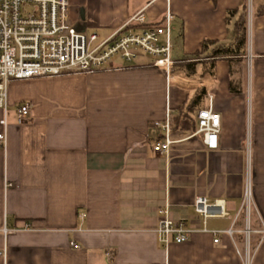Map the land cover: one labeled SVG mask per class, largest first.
I'll return each mask as SVG.
<instances>
[{"label":"crops","instance_id":"1","mask_svg":"<svg viewBox=\"0 0 264 264\" xmlns=\"http://www.w3.org/2000/svg\"><path fill=\"white\" fill-rule=\"evenodd\" d=\"M68 1L72 25L99 38L137 13L156 26L169 12L173 65L166 74L139 56L91 73L10 81L0 264H244L246 249L249 264H264V240L252 232L246 244L245 215H237L249 177L248 222L264 226V14L256 13L263 0L246 10L245 55L217 60L213 75L200 61L186 71L181 60L204 40L230 42L246 0ZM23 102L30 111L19 123ZM209 104L220 117L212 150L196 133V113ZM166 116L168 155L152 148L163 138L154 122ZM197 196L225 201L228 216L207 220V228L233 222L237 231L219 234L217 243L204 232L183 243L159 241L154 230L165 204L171 219L202 225L192 207Z\"/></svg>","mask_w":264,"mask_h":264},{"label":"built area","instance_id":"2","mask_svg":"<svg viewBox=\"0 0 264 264\" xmlns=\"http://www.w3.org/2000/svg\"><path fill=\"white\" fill-rule=\"evenodd\" d=\"M254 0H246V10L250 12ZM264 4V0H263ZM171 15L166 13L161 25H147L143 13H137L110 35L99 38L96 33L78 31L69 19L68 0H0V147L5 149L7 123L5 114L8 107V85L11 80L33 77L59 76L68 73H91L108 68L114 59L130 64L139 56L150 59L155 67L169 74L173 65L170 40ZM30 106L23 102L16 107L19 123L27 120ZM163 131V138L154 141L152 148L158 154L168 155L169 119L154 122ZM196 133L207 149H216L220 130V117L208 107L196 113ZM11 183L6 182L5 186ZM251 205L249 177L246 178L243 196L237 215H245L242 232L246 244L249 235L256 232L260 241L264 240V226L253 229L248 222ZM194 213L201 219V226L189 219L173 220L168 217L169 205L159 209V221L154 232L163 244L183 243L195 232L210 233L213 242H218L219 234L232 236L237 230L232 224L226 229H209V219L228 216L224 199L209 200L197 196L192 202ZM236 215V216H237ZM234 221V220H233ZM6 233V229H3ZM78 248L77 244H72ZM248 248V247H247ZM239 253V251H238ZM243 256L244 264H249V250Z\"/></svg>","mask_w":264,"mask_h":264},{"label":"trees","instance_id":"3","mask_svg":"<svg viewBox=\"0 0 264 264\" xmlns=\"http://www.w3.org/2000/svg\"><path fill=\"white\" fill-rule=\"evenodd\" d=\"M232 13V11H228ZM257 14H264V4L257 7ZM246 4L243 5L239 16L235 22L233 37L230 42H218L216 40H204L200 50L195 52L192 59L184 58L181 60L185 70L193 69V66L198 61L205 63L208 66V71L211 75L214 74L215 62L219 59H224L231 64L235 59H240L245 55V47L247 40L246 33ZM191 68V69H190ZM199 96L193 97L185 106V109L191 110Z\"/></svg>","mask_w":264,"mask_h":264},{"label":"rangeland","instance_id":"4","mask_svg":"<svg viewBox=\"0 0 264 264\" xmlns=\"http://www.w3.org/2000/svg\"><path fill=\"white\" fill-rule=\"evenodd\" d=\"M259 0H254L253 1V6H254V4L256 5V3L258 2ZM145 57V56H144ZM117 59H114L113 61H116ZM10 83V82H9ZM8 87H9V85H8ZM9 108V110H10V107H8Z\"/></svg>","mask_w":264,"mask_h":264}]
</instances>
